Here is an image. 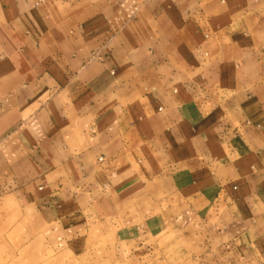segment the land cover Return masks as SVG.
Returning a JSON list of instances; mask_svg holds the SVG:
<instances>
[{
    "label": "crops",
    "instance_id": "obj_1",
    "mask_svg": "<svg viewBox=\"0 0 264 264\" xmlns=\"http://www.w3.org/2000/svg\"><path fill=\"white\" fill-rule=\"evenodd\" d=\"M0 201L264 264V0H0Z\"/></svg>",
    "mask_w": 264,
    "mask_h": 264
},
{
    "label": "rangeland",
    "instance_id": "obj_2",
    "mask_svg": "<svg viewBox=\"0 0 264 264\" xmlns=\"http://www.w3.org/2000/svg\"><path fill=\"white\" fill-rule=\"evenodd\" d=\"M69 228V229H68ZM197 256V257H196ZM0 264H204L175 234L120 243L108 225L45 226L0 201Z\"/></svg>",
    "mask_w": 264,
    "mask_h": 264
},
{
    "label": "built area",
    "instance_id": "obj_3",
    "mask_svg": "<svg viewBox=\"0 0 264 264\" xmlns=\"http://www.w3.org/2000/svg\"><path fill=\"white\" fill-rule=\"evenodd\" d=\"M100 161H103L102 159H100Z\"/></svg>",
    "mask_w": 264,
    "mask_h": 264
}]
</instances>
